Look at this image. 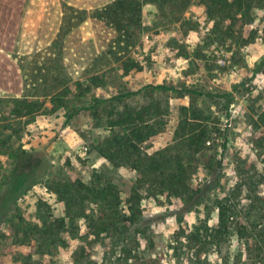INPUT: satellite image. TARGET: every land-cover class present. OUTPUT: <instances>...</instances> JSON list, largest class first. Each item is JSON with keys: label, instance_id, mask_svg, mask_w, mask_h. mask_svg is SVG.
Masks as SVG:
<instances>
[{"label": "trees", "instance_id": "obj_1", "mask_svg": "<svg viewBox=\"0 0 264 264\" xmlns=\"http://www.w3.org/2000/svg\"><path fill=\"white\" fill-rule=\"evenodd\" d=\"M254 1L198 0V3L209 19L223 24L226 35L243 37V42H248L254 32L244 26L253 20ZM167 2L174 5L171 12L177 13L174 19L177 21L190 0H113L89 11L63 5L62 23L51 47L59 49L64 35L79 25L98 20L112 30L110 47L128 41L130 44L137 33L147 30L142 19L143 6L151 3L162 10ZM259 8L264 9V2ZM132 64L137 66L127 58L99 75L96 71L85 81L77 80L69 85L58 80L55 84L60 82L64 86L49 98L50 107L45 105L48 94L34 95L27 89L21 97L0 99V103L10 105L8 116L0 113V251L18 254L12 264H58L57 255L74 244L68 264H87V249L96 243L103 247V264L110 263L112 256L122 258L126 264H162L156 254L150 253L154 246L152 222L143 214L140 191L146 190L154 196L158 193L167 199L175 197L179 209L172 215L185 232L184 215L202 205L212 189H221V163L215 154L208 153L214 148L210 146V134L216 121L209 107L203 106L204 100L211 98L204 85L147 84L108 98L84 99L92 87L113 85L114 71L119 69L117 78L121 79ZM262 64L264 59L259 65ZM259 65H254L255 70ZM157 93L166 96L164 103L154 97ZM80 98L82 104L77 103ZM60 109L64 111L65 124L81 111L90 112L94 125L106 132L93 149L110 166H128L135 172V181L124 203L106 171L92 169L86 180L79 175L82 169L73 178L60 176L50 171L52 165L44 154L26 151L20 145L11 146L13 140L17 142L20 138L18 120L26 118V123H30L37 114H53ZM196 169H200L205 182L191 183L192 171ZM38 184L61 203V215H54L40 201L34 213L23 216L18 202ZM214 208L217 212L213 227L209 229L202 224L201 228L187 231L186 244L195 240L196 244L219 248L232 236L229 223L237 217L235 210L218 199ZM182 231L176 235L185 234ZM235 232L240 237L249 236L243 225ZM260 262L264 264V260ZM204 263L205 260L199 259L193 262Z\"/></svg>", "mask_w": 264, "mask_h": 264}, {"label": "rangeland", "instance_id": "obj_2", "mask_svg": "<svg viewBox=\"0 0 264 264\" xmlns=\"http://www.w3.org/2000/svg\"><path fill=\"white\" fill-rule=\"evenodd\" d=\"M262 2L254 1L253 20L244 26L254 32L248 42H243V37L226 35L223 24L209 19L198 0H190L177 21L174 20L177 13L171 12L175 10L173 4L167 2L162 10L155 4H145L142 19L147 30L137 33L130 44L128 41L110 47L112 30L98 20L79 25L64 35L59 49L50 44L31 57H20L27 91L34 95L48 94L47 107H50L49 98L60 87L77 80L85 81L96 71L99 75L127 58L137 66L132 64L121 79L117 78L119 69L115 70L113 85L92 87L84 99L108 98L116 93L136 91L147 84L179 86L183 83L207 88L211 98L204 100L203 106L209 107L216 121L215 130L210 134V146L214 148L208 153L215 154L221 163V189H212L202 205L184 215L185 232L172 215L179 209L175 197L167 199L158 193L154 196L146 190L140 191L143 214L152 222L154 246L150 253L156 254L162 264H193L196 259L205 260L204 264H258L260 259L264 260V64L259 65L264 59V9L259 8ZM254 65H259L258 70ZM60 79L64 85L55 84ZM8 97L0 93V99ZM154 97L162 103L167 99L160 93ZM82 102L81 98L77 101ZM125 102L129 104V100ZM6 105L0 103V113L8 116L10 105ZM18 121L20 138L17 142L13 140L11 146L20 145L26 151L44 154L52 165L50 171L60 176L73 178L82 169L79 175L86 180L92 169L106 171L123 203L128 198L136 174L128 166H110L93 149L106 132L94 125L90 112H79L67 124L62 109L53 114H37L30 123H26V118ZM198 182H205L200 169L193 170L191 175V183ZM217 199L235 210L237 217L229 223L232 236L219 248L202 246L195 240L186 244L187 231L201 228L202 224L209 229L213 227ZM40 201L54 215H61V203L42 184L35 185L20 199L18 209L27 217L35 212ZM240 225L248 230L249 236L236 234ZM178 231L185 234L176 235ZM74 245L57 255L58 264L70 262ZM102 251L99 243L87 249V264H103ZM16 255L0 251V264H12ZM107 264L126 262L112 256Z\"/></svg>", "mask_w": 264, "mask_h": 264}, {"label": "crops", "instance_id": "obj_3", "mask_svg": "<svg viewBox=\"0 0 264 264\" xmlns=\"http://www.w3.org/2000/svg\"><path fill=\"white\" fill-rule=\"evenodd\" d=\"M113 0H0V93L21 97L26 90L21 56L31 57L56 40L63 5L94 10Z\"/></svg>", "mask_w": 264, "mask_h": 264}]
</instances>
